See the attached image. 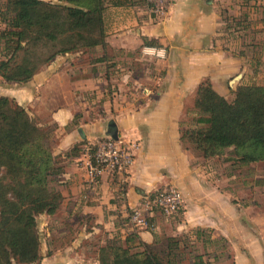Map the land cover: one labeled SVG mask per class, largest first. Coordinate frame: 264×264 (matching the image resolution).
Masks as SVG:
<instances>
[{"label":"crops","instance_id":"obj_1","mask_svg":"<svg viewBox=\"0 0 264 264\" xmlns=\"http://www.w3.org/2000/svg\"><path fill=\"white\" fill-rule=\"evenodd\" d=\"M221 24L212 0H176L159 15L135 4L110 6L104 12L105 49L59 55L25 83L0 79V96L13 99L41 126L54 125L51 153L59 157L60 171L50 186L62 199L54 214L36 219L40 264L99 263V249L114 239L124 245L136 234L150 244L160 230L175 236L189 228L217 227L222 205L235 209L199 163L215 156L197 155L180 141L182 128L191 127L192 115L199 113L193 102L201 81L208 79L227 99L245 77L242 58L221 46ZM144 39L158 47L143 46ZM136 50L143 53L139 59L155 58L159 76L137 77L127 61L111 59L113 53ZM114 133L134 155L125 183L111 173L87 183L80 154ZM75 145L80 152L66 156ZM168 186L181 191L183 206L172 216L154 214L150 227L134 229L131 209Z\"/></svg>","mask_w":264,"mask_h":264},{"label":"trees","instance_id":"obj_2","mask_svg":"<svg viewBox=\"0 0 264 264\" xmlns=\"http://www.w3.org/2000/svg\"><path fill=\"white\" fill-rule=\"evenodd\" d=\"M5 0V27L0 31L3 58L0 79L25 83L55 57L85 52L96 46L105 49L104 12L107 0ZM111 6L133 5L134 0H112ZM143 46L158 47L143 40ZM100 57L98 60H103ZM228 101L219 95L208 79L197 87L193 106L204 116L196 123L204 128L183 130L180 141L189 143L203 157L217 156L233 148L240 162L264 160V85L241 84ZM77 145L65 153L78 154ZM57 156L51 153L49 135L38 119L7 96H0V264H40V237L37 217L54 214L62 199L50 186L60 171ZM204 230H195L196 240ZM205 236V235H204ZM141 250L132 252L128 241ZM206 243L222 242L224 237L206 238ZM137 239L125 244L109 243L99 249L100 264H181L176 261L179 241L168 237L156 248ZM205 249V246L203 245ZM230 264H235L227 253ZM202 264L201 256L197 255ZM218 259V255H214Z\"/></svg>","mask_w":264,"mask_h":264},{"label":"rangeland","instance_id":"obj_3","mask_svg":"<svg viewBox=\"0 0 264 264\" xmlns=\"http://www.w3.org/2000/svg\"><path fill=\"white\" fill-rule=\"evenodd\" d=\"M110 1L112 0L106 1L105 11L110 8L111 5L107 3ZM212 1L217 4L219 18L222 22L219 29L222 48L241 57L243 63L247 66L245 77L241 83L264 85V0ZM50 2L57 3V1ZM134 3L146 9L148 13L153 14L152 6L148 2L134 0ZM7 16L9 14H5V0H0V31L5 27L3 22ZM90 51L87 50L85 52ZM3 54V44L2 40H0V59L3 58ZM114 54L115 56H113ZM109 55L112 54L109 53ZM113 55L111 59L119 62L127 61L128 69H131L137 77H140V75L144 76L145 74H152L156 77L160 75V71L155 66V58L139 59V57L143 56V53L139 50L132 53H113ZM152 85H155V83L152 82ZM237 87L238 85L233 87L230 96L227 98L228 101L233 100V92ZM198 112L197 115H192L190 121L191 127L182 128V131L206 127V124L196 123L200 117L204 116L200 111ZM43 128L49 135V144L51 146L53 143L52 139L55 137L53 134L54 125H45ZM183 145L193 151L189 143H184ZM193 152L198 155V152ZM239 156V153L233 148H227L221 154L208 158V161H199L202 166H205L208 171L212 172V175H210L212 182H215L214 179L218 180L213 184L218 189L229 194V202L232 203L231 205L235 209L231 211L225 205H222L221 209H224L221 215L222 218L219 219L220 223H217V227L214 228H202L205 236L203 235L199 240H196L195 236L197 228L185 229L172 236L179 241V249L174 252L178 254L176 261L181 262V264L198 262L196 259L197 255L201 256L202 264H230V260L227 258L228 252L235 264H264V160L242 164ZM55 161L58 163L59 157ZM174 218L175 220H180L179 216H175ZM39 232L38 230L40 237ZM153 235V240L156 241V248L162 247L167 238L171 237L164 230H160ZM209 236L215 239L224 237L227 240V249L223 247L222 242L216 244L206 243L204 240ZM117 240L114 239L110 243L118 245ZM131 247L132 252L141 250L140 247H137V244ZM216 254L218 255V259H214V255ZM80 264L94 263L93 261L88 263L85 260Z\"/></svg>","mask_w":264,"mask_h":264},{"label":"built area","instance_id":"obj_4","mask_svg":"<svg viewBox=\"0 0 264 264\" xmlns=\"http://www.w3.org/2000/svg\"><path fill=\"white\" fill-rule=\"evenodd\" d=\"M152 6L153 14L159 15L164 8L176 0H144ZM79 162L84 168L86 182L93 184L104 173L117 174L123 185L134 162L131 146L123 143L118 137L102 138L93 145L86 146L80 154ZM183 206L181 191L176 187L156 190L145 195L139 205L132 208L128 218L135 229L150 227L149 218L154 214L172 216Z\"/></svg>","mask_w":264,"mask_h":264},{"label":"water","instance_id":"obj_5","mask_svg":"<svg viewBox=\"0 0 264 264\" xmlns=\"http://www.w3.org/2000/svg\"><path fill=\"white\" fill-rule=\"evenodd\" d=\"M239 79V76H237V77H235L232 81H231V87L233 86V84H234V82L235 81H237ZM112 137L114 138V139H117V135H116V133H114L113 135H112Z\"/></svg>","mask_w":264,"mask_h":264}]
</instances>
